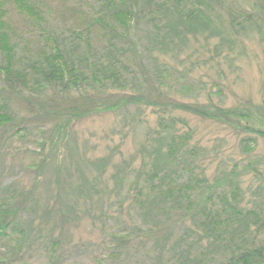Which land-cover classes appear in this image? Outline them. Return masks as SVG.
Returning a JSON list of instances; mask_svg holds the SVG:
<instances>
[{
  "label": "trees",
  "instance_id": "trees-1",
  "mask_svg": "<svg viewBox=\"0 0 264 264\" xmlns=\"http://www.w3.org/2000/svg\"><path fill=\"white\" fill-rule=\"evenodd\" d=\"M6 1L25 17L45 23L33 0H0V4ZM232 8L229 0H92L91 24L77 34V40L52 36L50 45L31 59L27 52L20 53L9 25L7 31L0 29V130L15 122L17 100L24 101L29 112L43 120L47 135L41 149L64 142L65 164L80 153L69 149L71 144L80 147L70 135L76 122L114 114L122 129L133 131L146 123L148 111L158 120L136 156L141 157L140 167L134 168L135 158L121 164L111 178L113 186L105 179L112 159L89 162L83 151L77 168L87 162L97 175L91 182L81 176L76 185L70 168L62 175L63 165L52 167L50 200L41 199L35 187L29 190L2 181L0 171V264H25L24 254L35 245H44L48 263L58 264L73 243L71 228L82 219L103 220L106 229L111 196L127 204L134 215L133 227L123 222L106 234L112 243L109 254L103 255L113 264H137L145 251L143 260L149 264H264L260 239L264 202L249 207L240 179L252 173L264 181L263 162L234 164L210 178L197 164L201 157L207 159V150L192 145L194 131L179 114L235 129L247 154H252L259 138L264 140L263 110L255 115L244 107L226 108L215 104L211 95L207 102L192 100L198 96L190 91L193 84L187 72L199 65L201 52L194 44L220 38L214 52L219 54L221 47L233 52L234 42L222 29L226 20L239 25ZM252 9L253 15L243 13L246 24L255 26V15L264 23V0H254ZM0 14L5 16L1 9ZM94 27L102 34L100 45L92 42ZM174 94H189V100L179 101ZM179 125L188 131L181 132ZM49 166L45 162L38 177Z\"/></svg>",
  "mask_w": 264,
  "mask_h": 264
},
{
  "label": "rangeland",
  "instance_id": "rangeland-1",
  "mask_svg": "<svg viewBox=\"0 0 264 264\" xmlns=\"http://www.w3.org/2000/svg\"><path fill=\"white\" fill-rule=\"evenodd\" d=\"M33 1L42 10L45 23L39 24L20 14L11 2L7 3L6 1L0 4L1 13H5V16L0 14V29L7 31V25L10 26L11 31L16 35L15 41L18 42L20 53L23 55L24 52H27L28 59H31L32 54L35 56L40 54L44 50V45H50L52 36H62L64 41L72 42L77 38L79 32L81 33L86 26L91 24L88 12L92 8V0ZM229 1L238 18L237 23L239 25H230V20H226L222 29L224 35L227 38L230 37L231 41L234 42L232 48L234 51L232 52L228 47H221L219 54L214 52V48L220 43V38L215 37L207 42L203 40L202 45L200 43L194 44V49L199 52L201 48V52L199 65L196 64L191 71L187 72L193 84L190 91L193 92L194 96H198L192 100L207 102L211 95L213 102L222 104L223 107H244V109H250L255 115L260 113L259 110H263L261 114H264V23L254 13V19L258 22L254 23L255 26L253 27L246 24L247 20L244 18L247 14L253 15L252 3L254 0ZM242 24L244 31L240 29ZM90 36L96 45H100L104 41L97 27L91 29ZM166 61L173 64L168 58ZM183 69L184 67L180 68L181 71ZM177 76L180 77L179 74ZM0 78H2L1 72ZM174 95L175 99L179 101L189 100L186 97L189 94L185 96ZM17 105L15 122L0 130V161H3L2 164L0 162V171L3 170L4 175L1 180H5L6 183L15 182L29 190L35 187L38 196L46 200L49 199V187L55 179L54 166L63 165L62 175H65L66 169L70 168L72 183L78 185L80 183L79 177H86L88 178L87 181L90 180L91 182L97 175L96 170L92 169L87 162L83 167H80V170L77 168L76 161L81 159L82 151L86 153V159L89 162L110 157L112 162L107 168L105 179L113 186L114 182L111 178L121 164L135 158L134 168L140 167L141 157L140 155L136 156L140 147L145 143L146 133L149 129L150 131L157 129L158 120L149 113L150 111L146 113V123L133 131L131 127L122 129L120 119L114 114H101L86 118L76 122L70 130V135L77 140L80 147L71 144L69 149L80 150V153H76V160L72 156L67 158V162L64 164L66 155L64 142H58L51 149L49 148L51 146H46L42 150L40 145L46 140L47 135V132L42 129L43 120L41 121L35 114L29 112L24 101L17 100ZM179 114L184 116L183 118L188 121L189 126L194 131L192 145L195 144L201 149L207 150L205 156L207 159L201 157L197 164L199 162L210 178L224 168H232L234 164L244 167L252 160H261L263 163L260 168L264 171L263 139L259 138L252 154H247L240 147L242 135L238 134L235 129L225 128L216 122L203 120L192 115ZM178 127L181 132L188 131L182 125ZM45 162L50 165L49 169L44 171V175L38 177ZM133 174L131 173V175ZM131 175L122 191L127 189ZM240 179L241 187L249 201L248 206L251 207L253 203L263 204L264 181L256 180L252 173H245ZM48 180H51L52 184L48 183ZM36 186L39 187L36 188ZM260 187L262 190L259 189ZM124 195H126L125 192L122 193L121 197ZM120 201L116 196H111L113 207L105 218L108 223L106 229L102 228L103 220L88 217L82 219L78 223V227L71 228L73 234L71 241L73 243L69 245L68 253L58 264H113L103 255V253L109 254L108 248H111L112 243L111 238L106 234L108 231L110 233L112 229H117L123 222L129 227H133L134 224H132L133 213L128 211L127 204L123 205ZM121 206L123 207L121 208ZM99 213L100 209L96 215ZM120 215L122 217L119 219L118 216ZM260 239L264 240V230L261 232ZM104 241L108 242L102 250L101 245ZM80 242L83 245L77 247V243ZM35 246L24 254L23 261L26 262L25 264H49L43 250L44 245ZM98 247L99 250L97 251ZM145 253L146 251L141 254L137 264H149V260L144 263ZM17 264L23 263L20 261ZM115 264H121V262ZM123 264H131V262Z\"/></svg>",
  "mask_w": 264,
  "mask_h": 264
}]
</instances>
